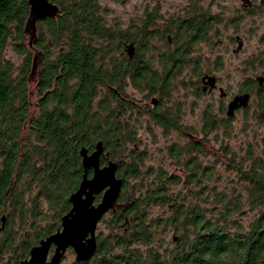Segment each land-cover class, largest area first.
<instances>
[{
    "label": "trees",
    "instance_id": "16d2710c",
    "mask_svg": "<svg viewBox=\"0 0 264 264\" xmlns=\"http://www.w3.org/2000/svg\"><path fill=\"white\" fill-rule=\"evenodd\" d=\"M50 1L59 6V14L39 21L37 36L28 42V0H0V207L11 210L6 223L17 214L23 235L29 229L34 232L32 240L19 242L10 232L0 244V257L10 251L19 264L33 246L60 229L71 209L69 198L83 179L80 151H93L103 141L115 148L110 157L119 163L117 173L124 179L122 206L111 212L108 235L97 236L95 256L74 264H264V150L240 163L234 158L227 162L245 184L244 198L240 192L210 186L220 175L213 165L202 167L198 162L197 156L205 153L203 142L171 146L170 158L189 173L184 175L188 197L178 194L181 201L171 196L168 185L174 179L164 171L145 185V157L136 148L128 161L116 151L128 143L135 147L138 131L130 130L126 111L109 86L122 91L130 83L149 98L167 97L174 79L188 68L193 47L206 34L181 18L163 19L159 10H147L143 19L123 28L109 24L100 0ZM11 40L25 57L19 67L5 57ZM132 43L138 53L129 62L120 55ZM33 52L42 55L36 109L31 99ZM101 88L110 93L105 100H100ZM261 99L264 102V92ZM147 114L168 133L188 129L180 112ZM219 124L206 118L205 137ZM131 179L139 181L132 191ZM158 206H168L171 215L151 218V208ZM246 206L257 213L248 225L238 219L246 214ZM170 228L173 237L167 240Z\"/></svg>",
    "mask_w": 264,
    "mask_h": 264
},
{
    "label": "rangeland",
    "instance_id": "374dc122",
    "mask_svg": "<svg viewBox=\"0 0 264 264\" xmlns=\"http://www.w3.org/2000/svg\"><path fill=\"white\" fill-rule=\"evenodd\" d=\"M256 2L260 7L252 14H249L244 9L242 0H220L218 3H212L214 4V8L218 5L220 10L224 12L222 15V25L217 28L216 32L218 33L213 34L212 45L209 46L203 43L197 48V56L204 67L214 70L218 61L222 64L221 69L215 70V73L220 79V85L231 96L242 94L247 88L254 87L249 106L236 113L234 118H228L226 114L228 102L220 99V92L217 91L212 96L195 94V91L191 89L193 82L186 80L185 71L182 76L177 78L176 90L172 94L171 102L164 103L162 107L164 110L170 108L177 112L174 106L178 105V109H181L183 117L182 125L195 134L197 141H202L205 144V153L197 156L198 162H201L202 167H211L213 165L216 174L220 175L210 186L215 185L220 192L231 194L234 191L236 193L240 192L244 198L246 195V191L244 190L245 184L239 182L237 172L229 169L230 167L227 166V162L234 158L236 162L240 163L243 158L250 157L251 155L259 156L264 150V119H261L262 113H264V102L259 95V84L256 80L260 76H264V5L261 4V0H256ZM188 3L189 0H125L122 4L114 0H100L101 7L109 24H120L123 28L129 26L133 20L143 18L146 10H152L158 5L161 7V14L164 18L182 15ZM234 19L238 20L234 21ZM237 34L242 37L244 47L238 53H234V50L238 47L234 39ZM28 39V42L32 41L29 33ZM11 42L12 44L8 46L5 52V57L19 67L24 62L25 57L15 51L14 41L11 40ZM40 55L38 56L36 52L32 53V57L35 58L36 62V72L31 82V99L34 109H36L35 106L39 101L36 83L37 75L41 71ZM259 56L263 57L261 60L263 64L258 63L257 58H260ZM253 64L255 65L254 68H252ZM253 81H256L254 86ZM100 92V100H105L110 95L106 88H101ZM126 92L134 100L143 99L145 94L131 87L127 88ZM207 114L214 121L220 123L219 125L221 126L217 131L215 130V132L205 137L204 127ZM124 115V118L130 123V130L137 129L138 131L136 145L139 155H144L145 157L144 166L141 168L145 185L149 186L157 174L160 171H164L174 179L168 185L171 196L178 199V201L182 199V197H178V194L185 198L186 196L188 197V192L185 189L184 175L189 173L185 170V166L178 164L170 158L168 150L174 144L179 148L188 146L190 140L186 134L179 131L168 133L156 124L154 125L148 114L142 113L141 115L138 111L130 108H128V111ZM224 122L225 126H222ZM124 136H128V133H125ZM107 148L110 151L115 150L112 145L107 146ZM134 148L132 144H124L121 149L116 151L123 157H127V154ZM126 160L128 161V158ZM149 171L153 175H149ZM178 178L181 180V184ZM129 184V190L132 191L133 185L139 184V181L131 179ZM245 210L246 214L239 216L238 219L245 225H248L256 218L257 213L256 211H251L248 206L245 207ZM10 212L9 207H0V227L1 219L3 217L8 219ZM171 213L168 206L152 207L150 217L166 218ZM112 217V213L109 212L100 221L97 230L98 239L100 238V234L103 237L110 232L109 226ZM6 222H4L5 229L3 230L5 234H0V244L6 236L9 238L8 234L10 232L17 234L15 240L17 242L20 239L25 240L26 238L32 240L31 237H33L34 232L29 229L23 235L25 229L17 214L14 216L13 221ZM165 236L167 240H171L173 237L171 228L168 229ZM15 246L17 245L15 244ZM15 260L16 254L13 255L12 252L7 251L0 257V264H15ZM76 262L74 250H68L62 264H74Z\"/></svg>",
    "mask_w": 264,
    "mask_h": 264
},
{
    "label": "water",
    "instance_id": "95a60500",
    "mask_svg": "<svg viewBox=\"0 0 264 264\" xmlns=\"http://www.w3.org/2000/svg\"><path fill=\"white\" fill-rule=\"evenodd\" d=\"M28 2L30 12L26 32L33 39L36 37L37 23L56 17L60 9L50 0H28ZM241 46L242 44L239 48ZM127 51L130 56H133L135 52L133 43L127 47ZM35 70L36 62L34 61L33 74ZM208 81L214 87L215 77L208 76ZM258 81L262 85L264 77H259ZM250 99L249 93L235 96L229 103L227 115L234 116L237 109L247 108ZM104 150L103 141L97 142L92 153L85 147L81 149L84 174L79 188L69 198L71 209L63 216L60 229L33 246L29 257L19 264H62L70 248L74 250L77 262H87L95 256L98 248V225L106 214L115 212L122 206L119 198L124 186V179L117 174L118 162L110 160L106 165L101 166L102 157H105ZM90 170H93L91 176ZM97 196H100L98 202ZM2 220L4 224L5 217ZM174 239L177 240L176 237Z\"/></svg>",
    "mask_w": 264,
    "mask_h": 264
},
{
    "label": "flooded vegetation",
    "instance_id": "af4514ba",
    "mask_svg": "<svg viewBox=\"0 0 264 264\" xmlns=\"http://www.w3.org/2000/svg\"><path fill=\"white\" fill-rule=\"evenodd\" d=\"M220 0H189V3L187 5V7L185 8V11L183 12L182 15H174V16H170L168 18H164V16L161 14V7L158 5L155 8H153L152 10L149 11H154V10H159L160 16L163 17V19L168 20V19H177V18H181L185 21V23L188 22V24L195 30H202V32H204L206 34V38L203 42L197 44L196 46L193 47L192 49V53L190 55V60H189V65L188 68H186L184 70L185 73V77L186 80L189 82H193V86H191V89H193V91H195V94L198 95H208V96H212L215 95L217 91L220 92V99L224 102H228L227 104V110H226V114L228 111V106L229 103L234 99L235 96L240 95L237 94L235 96H231L221 85H220V79L217 76V74L215 73V70H219L222 67V64L218 61L216 64V68L213 70L211 68H207L203 66V63L201 62V60L199 59V57L197 56V48L199 45L205 43L208 44L209 46L212 45V40H213V34L214 33H218L217 28L220 27V25H222V15L224 12H222L220 10V7L218 5H216V8H214V4L212 3H218ZM261 4L264 5V0H261ZM242 6L244 7V9L249 13L252 14L254 13L256 10H258V8L260 7L256 0H242ZM147 11V10H146ZM146 11H145V15H146ZM145 17V16H144ZM143 17V18H144ZM140 18V19H143ZM238 19H234V21H236ZM162 22V21H160ZM235 41L238 44V47L234 50V53H238L240 50L243 49L244 47V41L242 39V37H240L238 34L236 35V38H234ZM215 44V43H214ZM213 44V46H214ZM240 44H242L241 48H239ZM129 45L127 44L126 46H124V52H121L120 57H123V60L128 59V61H132L135 56L138 53L137 48L135 47V52L133 54V56H130V54L127 51V47ZM136 46V45H135ZM239 48V49H238ZM220 59V58H218ZM158 61H156L157 63ZM161 70V69H160ZM183 73V74H184ZM208 76L209 77H215L216 81H215V85L214 87H212L211 84H209L208 82ZM180 76H178L177 78H179ZM260 77H264V76H260ZM177 78L174 79V82H172V84L170 85V93L167 97L165 98H160V96H152V97H148V93L147 92H143L144 94V98L140 99V100H134L131 99L129 97V94H127L126 90H125V86L121 91L120 86H109V91L115 95L120 102H117V104H120L122 108L125 109V111H128V108L133 109L134 111H138L139 113H153V114H159V113H163V115L167 114L168 112L171 114L174 113H181V109H178V105L174 106L177 109L176 111H173L170 108H166L164 110V108L162 109V107L164 106V103L167 104V102H171L172 99V94L173 92H175L176 90V85H177ZM258 84H259V95L262 98V94L264 92V82L262 85H260L258 78L256 79ZM253 86L255 85L256 81H253ZM133 88L136 91H139L137 89H135L130 83H128V85L126 86V88ZM254 87H250L247 88L245 90L244 93H249L251 95V99L252 100V92H253ZM141 92V91H140ZM154 99H156L154 101ZM229 99V101H228ZM172 107V108H174ZM244 110V108H239L235 111V115L229 117L227 115L228 118H234L236 116V113H238L239 111ZM158 112V113H156ZM209 117V114H207L206 118ZM206 118H205V122H206ZM153 121V120H152ZM181 123L183 121V117L181 115ZM153 124L155 125V123L153 122ZM158 126V125H157ZM160 127V126H158ZM161 128V127H160ZM177 131V130H174ZM181 133H185L186 136L189 138V143H195V142H200L196 140V136L195 134H193L192 132L189 131V129H187L185 132H181ZM202 142V141H201ZM130 144V143H128ZM127 144V145H128ZM175 145V144H174ZM136 151H137V145L134 144ZM105 147V155L106 157H102L101 160V166L103 167L104 165L107 164L108 161H115L113 159H111V152L106 144H104ZM95 150V148L93 149V151ZM93 151H90V153H92ZM127 158H130V153L127 154ZM117 162V161H116ZM143 167V166H142ZM90 172H92L93 174V170H90ZM161 172V171H160ZM118 174V173H117ZM148 174H152V172H148ZM119 177V176H118ZM114 212V211H111ZM4 224L2 222L1 219V227H0V233L4 230Z\"/></svg>",
    "mask_w": 264,
    "mask_h": 264
}]
</instances>
